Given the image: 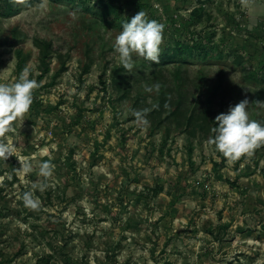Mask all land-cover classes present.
I'll return each instance as SVG.
<instances>
[{
    "label": "rangeland",
    "instance_id": "obj_1",
    "mask_svg": "<svg viewBox=\"0 0 264 264\" xmlns=\"http://www.w3.org/2000/svg\"><path fill=\"white\" fill-rule=\"evenodd\" d=\"M77 1L0 9V83L27 68L40 85L0 160V264H264V147L229 163L207 143L217 115L264 101V0H102L118 13L106 19L100 0ZM139 11L165 26L160 63L134 57L127 73L113 45ZM35 37L52 43L47 73ZM44 161L33 211L22 195Z\"/></svg>",
    "mask_w": 264,
    "mask_h": 264
},
{
    "label": "clouds",
    "instance_id": "obj_2",
    "mask_svg": "<svg viewBox=\"0 0 264 264\" xmlns=\"http://www.w3.org/2000/svg\"><path fill=\"white\" fill-rule=\"evenodd\" d=\"M13 3L27 4L28 0H12ZM250 0H241L246 5ZM73 19L77 18L75 11L70 13ZM164 24L154 19H149L145 11L136 13L130 21L122 24V31L115 37L114 50L118 54V59L124 70L131 73L135 66L136 59H143L155 64H159L160 46L163 43ZM40 85L35 79H29V70L25 68L18 79L11 83H0V160L7 161L9 157L15 156L17 147L7 134L14 132L13 125L19 121L22 125L25 117L33 104V93ZM161 84L156 83L152 86H145V91L159 94ZM254 104L257 108L264 109V101H250L247 97L230 106L227 113H221L215 117L218 124L212 129L215 134L207 141L213 145L215 150L229 162L233 163L241 158H251L256 150L264 147V124L251 119L249 115V105ZM169 105L165 103L164 107ZM158 108V105H154ZM151 108L141 110H132L131 114L135 117V124L138 128H146L149 120L146 118ZM17 159L20 162V168L17 172L21 175H27L33 171V165L27 158ZM55 165L51 161H44L39 164L40 177L43 182L32 184V190L26 191L22 195V201L26 208L38 211L41 202L35 197L34 191H45L49 184L47 183L53 176Z\"/></svg>",
    "mask_w": 264,
    "mask_h": 264
},
{
    "label": "trees",
    "instance_id": "obj_3",
    "mask_svg": "<svg viewBox=\"0 0 264 264\" xmlns=\"http://www.w3.org/2000/svg\"><path fill=\"white\" fill-rule=\"evenodd\" d=\"M32 1H34V0H28V3L30 4ZM66 1L72 2L74 4H78L79 2H83V1H77V0L76 1L75 0H66ZM98 6L100 7L99 8L100 11H99V13H96V14H99V17H101L102 19H106L107 16L112 15V14L113 15L115 14V16L118 15V13L115 11L116 7L114 6L112 1L100 0L98 3ZM16 8L17 7H15L12 4V1H10V0H1L0 1V9H2L3 11L5 9H8L9 12H13V11H16ZM91 10L93 11V9H91ZM33 43L39 49V52H40V62H41L40 66H41L42 72L47 73L49 70V60H50L49 56L52 53V43L50 41L44 39V38L42 39L39 37H35L33 39ZM17 54H18L17 58H20L19 62L17 63V68L19 70H21L25 66L26 58H25L22 50H17ZM41 77H42V75H41ZM217 126H218V124L216 122L215 127H217ZM223 160L225 161V158ZM230 184L234 185V183H230Z\"/></svg>",
    "mask_w": 264,
    "mask_h": 264
}]
</instances>
